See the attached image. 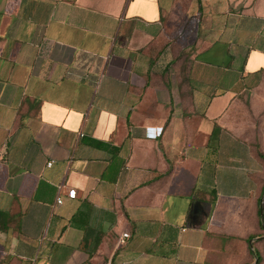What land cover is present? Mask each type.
<instances>
[{
  "label": "crops",
  "instance_id": "1",
  "mask_svg": "<svg viewBox=\"0 0 264 264\" xmlns=\"http://www.w3.org/2000/svg\"><path fill=\"white\" fill-rule=\"evenodd\" d=\"M263 73L264 0H0V264H257Z\"/></svg>",
  "mask_w": 264,
  "mask_h": 264
},
{
  "label": "rangeland",
  "instance_id": "2",
  "mask_svg": "<svg viewBox=\"0 0 264 264\" xmlns=\"http://www.w3.org/2000/svg\"><path fill=\"white\" fill-rule=\"evenodd\" d=\"M249 89L251 93L255 91H264V73L260 76L259 81L256 84L252 85ZM253 96H254L253 94L252 95H242L239 98V103L241 106L240 109H242L241 111L239 110L238 112V117L240 119L244 118L247 112H249V114L252 115L253 101H255L253 99ZM254 246L255 247L259 246L258 247L259 250L257 251L259 258L261 259L259 264H264V238L257 240L254 243Z\"/></svg>",
  "mask_w": 264,
  "mask_h": 264
},
{
  "label": "built area",
  "instance_id": "3",
  "mask_svg": "<svg viewBox=\"0 0 264 264\" xmlns=\"http://www.w3.org/2000/svg\"><path fill=\"white\" fill-rule=\"evenodd\" d=\"M161 133H162L161 128L157 131L152 132V134H156V135H160ZM48 165H51V163H49ZM75 196H76V190L75 189L69 190L68 197L69 198H75ZM62 203H63V198H61V197L58 198L57 204H62ZM130 238H131L130 232H123L118 238V246L122 247V246L126 245ZM105 264H113V262H112V260H108Z\"/></svg>",
  "mask_w": 264,
  "mask_h": 264
},
{
  "label": "trees",
  "instance_id": "4",
  "mask_svg": "<svg viewBox=\"0 0 264 264\" xmlns=\"http://www.w3.org/2000/svg\"><path fill=\"white\" fill-rule=\"evenodd\" d=\"M257 257H258V262H257V264H259V262H260L261 259L259 258V256H257Z\"/></svg>",
  "mask_w": 264,
  "mask_h": 264
}]
</instances>
